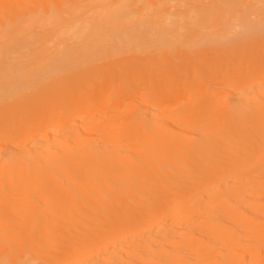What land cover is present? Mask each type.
Here are the masks:
<instances>
[{
  "label": "bare ground",
  "instance_id": "6f19581e",
  "mask_svg": "<svg viewBox=\"0 0 264 264\" xmlns=\"http://www.w3.org/2000/svg\"><path fill=\"white\" fill-rule=\"evenodd\" d=\"M261 37L264 0H0V264H264V51L73 69Z\"/></svg>",
  "mask_w": 264,
  "mask_h": 264
},
{
  "label": "rangeland",
  "instance_id": "374dc122",
  "mask_svg": "<svg viewBox=\"0 0 264 264\" xmlns=\"http://www.w3.org/2000/svg\"><path fill=\"white\" fill-rule=\"evenodd\" d=\"M195 2V1H193ZM170 3V7L171 9L176 8L177 4H178V0H169ZM192 7H190L191 9ZM250 46H241L240 50L238 53L235 52H231L230 54H227L226 52L223 53H217L215 50L213 49H198V50H189L187 54H184L182 52H165V51H156L154 49H149V50H145V51H140L136 48L133 47H128L126 49H121L118 51V54L114 55V56H104L102 55L100 58H98L95 61H87L84 63H81L79 66H76L75 68H73L74 70H86L91 68L93 65H109V64H115V59H120L123 61V63H125L126 65L130 66H138L141 67L143 69L146 70H150V71H157L156 68L157 66H161L163 71L165 73H163L162 77H167V72L166 70H169L168 67L172 68L174 70L175 73H180L178 70V66L179 67H188L187 71L189 73L187 74H182V76H184L185 80L182 81L184 84H182V86L186 85L188 83V80H190L192 78V74H194V72L192 73L191 71H194L193 68L190 69V67H192V65H194V67H198V69H200V67L205 70L208 69L209 67V60H213V58H216L218 56H222V58L220 59V62H218V65L220 67H229L231 65L234 64H238L241 65L243 63V61L246 60V58L254 53H259V52H263L264 51V37L261 38H257V40H252V43L249 44ZM113 57V58H110ZM208 59V60H207ZM113 60V62H112ZM206 60L208 62H206ZM247 61V60H246ZM191 70V71H190ZM188 76V77H187ZM156 77H158V75H156ZM190 77V78H189ZM194 77V76H193ZM233 77V76H231ZM204 78V77H203ZM54 79V78H53ZM52 79V80H53ZM204 78V82H202V78L200 81V85L199 83L197 84V86L201 87L202 89L208 85L209 86V90L213 89L215 87V85L213 83H209L208 79ZM192 80V79H191ZM207 82V84H206ZM231 82H225L223 90L224 92L229 88ZM204 86V87H203ZM201 88H192L187 90L186 94L187 96H195L198 93H200L202 90ZM199 91V92H198ZM107 91L105 90L104 94ZM198 92V93H197ZM103 94V95H104Z\"/></svg>",
  "mask_w": 264,
  "mask_h": 264
}]
</instances>
